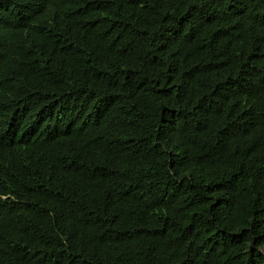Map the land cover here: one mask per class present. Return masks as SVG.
Returning a JSON list of instances; mask_svg holds the SVG:
<instances>
[{"label": "trees", "instance_id": "1", "mask_svg": "<svg viewBox=\"0 0 264 264\" xmlns=\"http://www.w3.org/2000/svg\"><path fill=\"white\" fill-rule=\"evenodd\" d=\"M0 264H264V0H0Z\"/></svg>", "mask_w": 264, "mask_h": 264}]
</instances>
